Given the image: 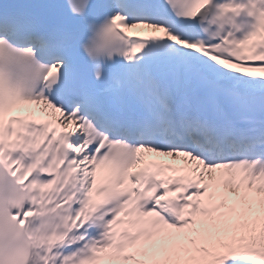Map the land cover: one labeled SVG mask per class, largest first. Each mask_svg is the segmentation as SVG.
<instances>
[{"label":"snow or ice","instance_id":"6c2138e0","mask_svg":"<svg viewBox=\"0 0 264 264\" xmlns=\"http://www.w3.org/2000/svg\"><path fill=\"white\" fill-rule=\"evenodd\" d=\"M0 264H264V0H0Z\"/></svg>","mask_w":264,"mask_h":264}]
</instances>
